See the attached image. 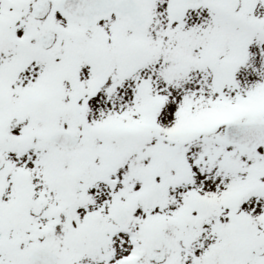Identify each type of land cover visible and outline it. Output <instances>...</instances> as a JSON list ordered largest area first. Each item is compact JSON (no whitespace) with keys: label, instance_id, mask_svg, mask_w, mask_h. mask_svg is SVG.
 Wrapping results in <instances>:
<instances>
[{"label":"snow or ice","instance_id":"snow-or-ice-1","mask_svg":"<svg viewBox=\"0 0 264 264\" xmlns=\"http://www.w3.org/2000/svg\"><path fill=\"white\" fill-rule=\"evenodd\" d=\"M0 264H264V0H0Z\"/></svg>","mask_w":264,"mask_h":264}]
</instances>
